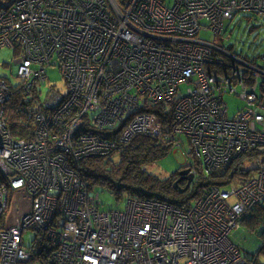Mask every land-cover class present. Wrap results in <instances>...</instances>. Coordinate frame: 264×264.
I'll return each mask as SVG.
<instances>
[{"label":"built area","instance_id":"2783aa9c","mask_svg":"<svg viewBox=\"0 0 264 264\" xmlns=\"http://www.w3.org/2000/svg\"><path fill=\"white\" fill-rule=\"evenodd\" d=\"M239 13L264 18V0H0V50L15 53L0 75V264H258L229 239L264 200V51L219 43ZM50 66L67 88L42 99ZM16 93L31 100L29 137L8 124ZM225 95L244 107L229 116ZM145 100L171 104V126L163 106L139 111ZM137 135L178 151L193 188L197 173L236 174L188 204L126 197L102 211L77 164Z\"/></svg>","mask_w":264,"mask_h":264},{"label":"trees","instance_id":"16d2710c","mask_svg":"<svg viewBox=\"0 0 264 264\" xmlns=\"http://www.w3.org/2000/svg\"><path fill=\"white\" fill-rule=\"evenodd\" d=\"M246 18L255 19L259 18V16L248 15ZM232 20L230 22H232ZM235 22V25L239 26V19ZM236 36L238 35L236 34ZM227 46L230 49H234L232 44H228ZM262 53L257 57L247 55L244 56L249 60H258ZM10 102L11 105H9L7 109V119L11 133L22 137H29V131H31L33 127V122L29 113L31 100L28 98L23 99L19 93H16L11 97ZM147 104L149 106H147ZM160 106L165 108V106L160 103L156 104L145 100L138 110L141 112H157L158 116H161L163 115V113H161V110L163 109L162 107L159 108ZM26 109L29 111L26 112ZM166 110L167 114L166 117L163 118V123H167V126H171V104L168 105V109ZM121 128L122 126H118L116 128V132L120 131ZM158 139L159 138H152L145 135H137L116 153L105 157L90 156L81 159L77 164V170L88 182L89 188L98 192L99 200L100 191H106L117 201L123 200L126 197L140 199L155 197L160 200L177 203L181 201L187 202V199H189L190 202L191 196L198 193L199 186L203 187L206 186V184L213 183L214 181L217 184H224L225 182L223 181L230 179L236 174V170L232 167L227 171L224 178L221 177L223 178L222 180H220V176L216 174L207 177L198 176V183L197 181L193 182V186L198 185V187H192L189 191L180 193L179 189L173 186L175 181L173 176L176 173L167 177H160L147 169L149 165L156 163L160 158L167 155L171 151L169 147L170 144L159 142ZM182 150L185 151V154H193V149L187 140H185L182 144ZM172 152L176 151L172 150ZM114 154H117L116 159L113 158ZM241 162L242 158L238 160V164L236 166H239V163ZM257 206H255L251 212L256 209ZM248 216L249 215H247L246 218H248ZM257 217L258 216H256V218ZM246 222L249 225L248 228L250 230L254 228L256 224L260 223L257 222V220L253 221V219ZM261 252H264V245L259 250V253Z\"/></svg>","mask_w":264,"mask_h":264},{"label":"rangeland","instance_id":"374dc122","mask_svg":"<svg viewBox=\"0 0 264 264\" xmlns=\"http://www.w3.org/2000/svg\"><path fill=\"white\" fill-rule=\"evenodd\" d=\"M166 1L167 4L171 2V0ZM247 16L248 15L244 13H239L233 18L232 22H228L224 34L219 36L221 38L219 43L225 47L228 44H232L234 47L233 51L238 54L257 57L264 50V18L247 19ZM238 19L239 26L235 25V21ZM236 34L238 36H236ZM206 35L210 36V33ZM14 55V50L9 47H3L0 50V75L9 74L11 72L12 68L9 64H11L12 59H14ZM46 76L47 79L45 84L41 85L42 92L40 97L42 99L46 96V92L49 90L50 86H54V88L61 92L66 91L67 87L65 80L57 67L50 66L46 71ZM223 99L227 104L229 116H232L244 107L245 104L242 99L235 95H225ZM113 158L116 159L117 154H114ZM182 165H184V159L180 153L176 151L163 156L156 163L149 165L147 169L160 177H167L180 171ZM243 165L248 168H255L257 166L254 161H243ZM100 201L102 203L100 210L102 211L125 209L123 200H115L106 191H100ZM256 216L258 217L256 218ZM251 219H253V221L257 220V222L260 223L256 224L254 228L250 230L246 221ZM34 235V230H26L24 232L23 238L26 245H31ZM229 239L238 246L242 255L251 258L254 255H258L259 264H264V252L259 253L260 248L264 245V200L256 209L249 213L248 218L243 219L242 222L239 223L238 229H234L229 234Z\"/></svg>","mask_w":264,"mask_h":264},{"label":"water","instance_id":"95a60500","mask_svg":"<svg viewBox=\"0 0 264 264\" xmlns=\"http://www.w3.org/2000/svg\"><path fill=\"white\" fill-rule=\"evenodd\" d=\"M186 173H187V170H183V169L176 173L179 175V178L174 181L173 186L178 188L180 193H183L186 190L188 191V187L190 186L192 179H193L192 175L187 176ZM182 179L187 180V183L184 187L179 186V181H181ZM197 183H198V173H197ZM188 202H189V199H187V204H188Z\"/></svg>","mask_w":264,"mask_h":264},{"label":"flooded vegetation","instance_id":"af4514ba","mask_svg":"<svg viewBox=\"0 0 264 264\" xmlns=\"http://www.w3.org/2000/svg\"><path fill=\"white\" fill-rule=\"evenodd\" d=\"M180 170H182V168H180ZM173 177H174L175 180H176V179L179 178V175H178V174H175ZM185 180H186V179H182L181 181H179V186L184 187V186L186 185V183H187V182H185ZM191 188H192V182H191L190 186L188 187V191H189ZM186 191H187V190H186Z\"/></svg>","mask_w":264,"mask_h":264}]
</instances>
